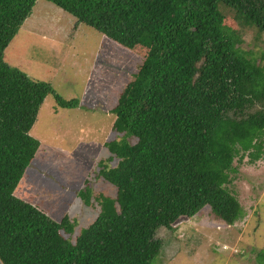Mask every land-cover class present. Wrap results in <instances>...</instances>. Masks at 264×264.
I'll list each match as a JSON object with an SVG mask.
<instances>
[{
  "label": "trees",
  "instance_id": "1",
  "mask_svg": "<svg viewBox=\"0 0 264 264\" xmlns=\"http://www.w3.org/2000/svg\"><path fill=\"white\" fill-rule=\"evenodd\" d=\"M48 1L145 52L111 109L121 137L105 142L106 159L117 163L101 161L96 175L116 194L95 196L99 213L72 242L67 215L54 220L14 189L38 149L30 129L46 95L60 107L78 100L4 60L36 0H0V264H154L159 229H174L179 217L208 206L226 224L241 219L227 188L233 162L264 150V51H244L241 33L264 35V0ZM254 264H264V247Z\"/></svg>",
  "mask_w": 264,
  "mask_h": 264
},
{
  "label": "rangeland",
  "instance_id": "2",
  "mask_svg": "<svg viewBox=\"0 0 264 264\" xmlns=\"http://www.w3.org/2000/svg\"><path fill=\"white\" fill-rule=\"evenodd\" d=\"M226 21L237 27L228 15ZM241 34L244 51H264V35L257 40L253 28ZM144 52L77 23L48 0H36L4 50L8 64L49 82L62 98L78 100L76 107H60L52 93L46 95L30 129L38 149L14 189L54 220L67 215L74 228L64 235L72 242L97 217L95 196L116 194L113 184L96 175L101 161L106 166L117 163L115 157L106 159L110 153L105 142L121 137L112 128L111 109ZM248 159L246 154L234 160L238 171L227 184L244 208L241 219L226 224L208 206L193 217H179L174 229H159L161 259L158 254L154 264L158 259L157 264H254L255 252L264 247V150L258 160ZM79 190L86 191L84 196Z\"/></svg>",
  "mask_w": 264,
  "mask_h": 264
}]
</instances>
